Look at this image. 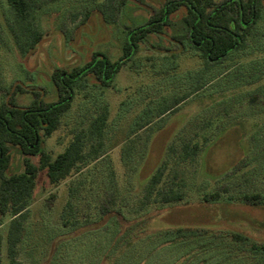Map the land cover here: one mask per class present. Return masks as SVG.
<instances>
[{"label": "rangeland", "instance_id": "obj_1", "mask_svg": "<svg viewBox=\"0 0 264 264\" xmlns=\"http://www.w3.org/2000/svg\"><path fill=\"white\" fill-rule=\"evenodd\" d=\"M32 1L36 6L33 21L44 31V37L31 52L21 54L15 48L10 29L12 11L4 0H0V98L6 88L20 83L28 91L17 95L23 104L33 99V92H39L45 101L57 100L58 93L52 81L56 69L70 71L82 67L97 53L112 61L118 60L127 40V28H135L160 12L167 0H112L127 2L114 20L105 18L95 9L111 0ZM86 12L89 15L82 21ZM262 18L248 40V47L231 57L230 64L237 67L215 78L211 77L209 70L202 72L200 84L204 86L198 92H193L192 86H195L201 59L192 50H183L172 44L173 29L167 36L150 35L147 45L142 44L130 63L117 72L111 86L100 90L92 86L94 82L91 80L87 89L78 92L59 129L46 139V148L55 156L64 150L75 131L87 128L101 106L107 105L109 153L106 159H99L92 167L93 173L108 163L119 177L125 168L130 169L135 172L134 182L138 187L146 184L165 158L167 148L179 135L204 122L208 124L205 131H213L209 125L210 117L215 122L217 120L218 126H223L202 149L196 161L185 169L190 201L145 210L138 218H130L129 222L122 219V226L138 232L139 237L133 240L131 237H117L114 233L110 238L112 250L106 259L109 264L115 257L114 248L125 245L124 240L130 238L132 245L124 254L125 261L136 264L139 261L136 258H147L152 253L148 264L164 262L171 249H166L165 253L164 248H158L162 239L157 235L164 229L208 228L224 235L242 233L264 242ZM185 92L191 95L175 109L160 117L157 115ZM245 92H257L260 98L254 97V102L250 101ZM151 98L156 102L152 104V116L147 109ZM223 100L228 101L227 105L219 104ZM251 104L252 111L248 109ZM213 106L215 109L212 110ZM148 117L151 120L149 125L139 129L136 123L148 120ZM14 154L20 155L16 149ZM137 154L141 157H133ZM33 160L37 161V158ZM18 165L20 160L16 156L13 168ZM67 182L55 186L49 182L45 171L39 173L26 233L20 245L19 259L23 264H50L52 251L57 248L66 252L65 263L61 264H99L106 241L101 240L98 233L85 228L76 233L83 235L71 241L76 234H66L62 230L60 217L67 197ZM200 190H219L225 199L203 201ZM252 193L258 194L262 202L252 204L240 200L244 194ZM9 221V218L2 221L0 218V264L9 263L6 247Z\"/></svg>", "mask_w": 264, "mask_h": 264}, {"label": "trees", "instance_id": "obj_2", "mask_svg": "<svg viewBox=\"0 0 264 264\" xmlns=\"http://www.w3.org/2000/svg\"><path fill=\"white\" fill-rule=\"evenodd\" d=\"M4 2L13 14L10 29L15 48L21 54H28L44 37V31L33 21L35 3L32 0ZM126 3L111 0L99 4L95 9L105 18L114 20ZM263 14L264 0H167L160 12L154 13L135 28H127V40L118 60L112 61L97 53L82 67L70 71L65 68L54 70L52 81L58 93L57 100L45 101L39 92H33V99L23 104L18 101L17 95L28 91L20 83L6 88L0 98V218L1 221L4 218L10 220L6 235L8 264H23L19 259L20 245L26 233L31 199L41 171L46 172L52 185L58 186L68 181L67 197L60 217L62 230L66 234H76L89 228L106 241L101 250L103 255H99V264H109L106 259L112 250L110 238L114 233L117 237H131L133 240L139 237L138 232L122 226V219L129 222L130 218H138L145 210L189 202L185 169L196 161L202 149L223 127L221 124L218 126L217 120L215 122L211 117L209 125L213 131L207 133L205 129L208 124L204 122L179 135L167 148L165 158L148 177L146 184L138 187L134 182L133 170L125 168L124 174L119 177L108 162L99 172L93 173L92 167L97 165L99 159H106L109 153L106 142L107 105L101 106L87 128L75 131L64 150L55 156L46 148V139L59 129L63 117L73 107L76 94L87 89L91 80L94 82L92 86L100 90L111 86L117 72L130 63L150 35L167 36L173 29L172 44L183 50H192L201 59V67L195 75L196 83L192 86L193 92H198L204 86L200 84L202 72L209 70L211 77L215 78L237 67L229 61L235 53L248 47V40L256 25L262 17L264 19ZM88 15L89 12H86L82 21ZM245 94L253 102L254 97L260 98L257 92ZM190 95V92L183 93L157 115L160 117L175 109ZM220 103L227 105L228 101ZM152 104H156L154 98L147 107L150 116L154 107ZM248 109H254L252 104ZM146 119L136 123V126L139 129L148 126L151 120L149 117ZM128 139L130 141L132 138ZM14 149L20 155H15ZM16 156H19L20 165L15 169ZM34 157L37 161L33 160ZM133 157L141 156L137 154ZM199 194L201 200L206 202L224 198L219 190H202ZM243 199L252 204L262 202L259 195L253 193L244 194L240 200ZM81 235L83 233L76 234L71 241ZM157 236L162 239L158 248H171L165 256L167 264H264V242L250 235H224L208 228L180 227L164 229ZM131 238L124 240L125 245L114 248L115 257L110 264H134L131 260L123 259L132 245ZM65 253L63 249H54L50 264L65 263ZM150 256L153 254L150 253L147 258H136L139 259L136 264H148ZM165 260L162 263L152 261V264H166Z\"/></svg>", "mask_w": 264, "mask_h": 264}]
</instances>
